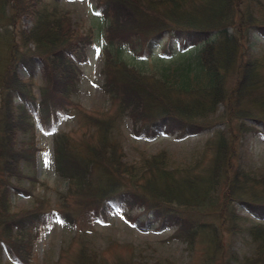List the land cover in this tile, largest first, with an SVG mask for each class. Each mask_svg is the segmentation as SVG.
I'll return each instance as SVG.
<instances>
[{
	"label": "trees",
	"instance_id": "trees-1",
	"mask_svg": "<svg viewBox=\"0 0 264 264\" xmlns=\"http://www.w3.org/2000/svg\"><path fill=\"white\" fill-rule=\"evenodd\" d=\"M41 3L0 0V46L6 50L0 74V264H29L31 239L39 226L56 218L64 227L77 226L81 218L82 224H91L104 220L110 207L125 209L144 229L151 225L156 230L172 229L171 239L186 244L187 251L204 245L205 264H264V225L249 224L237 209L242 206L264 219V182L252 176L244 146L239 144L246 133L256 132L264 139V60L246 49L251 32L264 38V4L260 0H96L103 24L102 88L114 113L90 114L72 96L78 90L79 66L93 44L92 30L77 32L68 15L48 12ZM22 16L31 17L30 29L19 27ZM143 23L149 25L142 28ZM154 49L167 57L195 52L186 66L150 74L122 59L125 51L149 58ZM18 68L26 80L20 78ZM37 68L45 80L38 100L32 91ZM218 106L222 110L216 115ZM58 116L73 118L80 136L56 132ZM125 116L134 136L145 139L196 135L224 126L214 129L203 151L190 162L172 165L173 160L161 151L138 164L126 163L118 140ZM33 118L43 133L52 136L55 173L67 189L54 206L45 197H35L30 209L13 212L11 189L33 198L35 185L41 184L32 173V183L21 188L17 173L21 160L30 165L34 161L32 146L17 141L19 132L30 141L34 137ZM11 176L17 184L10 183ZM134 210L139 212L132 215ZM243 233L255 244L256 256L240 260L230 247ZM3 250L8 255L4 262ZM139 263L131 258L112 264ZM75 264L107 263L86 240H80Z\"/></svg>",
	"mask_w": 264,
	"mask_h": 264
},
{
	"label": "rangeland",
	"instance_id": "rangeland-1",
	"mask_svg": "<svg viewBox=\"0 0 264 264\" xmlns=\"http://www.w3.org/2000/svg\"><path fill=\"white\" fill-rule=\"evenodd\" d=\"M260 1L264 4V0ZM41 2L39 5L46 8L48 12L55 11V13L68 15L71 25L77 32L84 33L91 29L94 35L93 44L87 50V61L79 66L78 90L72 96V100L90 114L114 113V108L102 88L103 56L101 53L102 34H100V31L103 24L95 10L96 0H59L56 3L51 0H41ZM260 12L258 11L256 15ZM18 24L24 30L30 29L32 19L31 17L22 16ZM147 25L149 23H143L141 27L146 28ZM248 38L250 39L246 49H248L249 55L252 54L254 57L264 60V38L254 32H251ZM194 52L175 53V55L167 57L159 53L158 49H154L152 56L139 59L125 51L122 54V59L127 65L134 66L142 72L153 73L165 69L172 71L177 67L186 66L187 61L192 59L193 56L191 55ZM5 64L6 50H4L3 45L0 46V74L4 72ZM17 70L20 78L26 80L27 75L24 71L21 68ZM44 82L40 70H37L33 77L32 87L37 100L39 99L38 89L44 85ZM227 82L228 84L232 83V78L229 77ZM221 110V106H218L217 112L214 114L218 115L217 113H220ZM33 123L35 124L34 137L31 141L27 135L21 132L17 136V141H26V147L28 148L32 146L34 161L30 165L21 160L17 164V173L19 172L21 188H26L32 183L30 181L32 173L41 184L35 185L33 198L17 194L11 189L8 198L10 209L13 212L30 209L35 202V197H45L48 203L54 206L56 202L60 201L67 189L66 182L55 173L51 136L42 133L41 125L36 118H33ZM223 126L217 125L211 130L196 135L182 134L178 136L177 134H168L158 135L153 139H145L134 136L131 120L125 116L119 123L120 134L118 135L120 150L124 154L123 161L138 164L141 158H148V156L164 151L173 160V162L171 161L172 165L190 162L195 155L203 151L205 141L211 137L214 129H223ZM76 127L77 124L73 118L58 116L55 131L79 137L80 131L75 130ZM233 128H236V123H233ZM256 128L260 129L259 126H256ZM239 144L244 146L246 151L244 155L246 156L245 164L251 170L252 176L260 178L264 182V139L256 132L246 133L245 139L243 142L239 141ZM9 181L14 184L18 183L16 177L13 176L10 177ZM237 209L242 216L249 219V224L259 222L264 225L263 218H256L242 206H237ZM138 212L139 210H134L131 214L134 215ZM106 215L104 220L98 219L91 222V224H82L84 220L81 218V223L77 226L64 227L61 221L56 218L54 221L45 224V226H39L36 235L31 239L32 253L29 264H55L57 261V264H75V255L78 252L80 240H86L87 245L100 252L107 264L118 262L121 259L125 262L131 260V258H134V261L141 262L139 264L206 263L204 245L196 244L192 251H187L186 244L171 239L173 230L170 228L156 230V226L151 225L150 229H144L138 219H133L126 214L125 209L109 208ZM81 231L85 232L82 233ZM223 241L226 240L223 238ZM234 241L235 244L230 247V252H233L237 258L243 260L246 257L256 256L255 244L250 240L248 234H239L235 236ZM2 259L3 262L8 259V255L4 250ZM242 262L245 264L244 261Z\"/></svg>",
	"mask_w": 264,
	"mask_h": 264
},
{
	"label": "bare ground",
	"instance_id": "bare-ground-1",
	"mask_svg": "<svg viewBox=\"0 0 264 264\" xmlns=\"http://www.w3.org/2000/svg\"><path fill=\"white\" fill-rule=\"evenodd\" d=\"M257 34H258V33H257ZM8 42H9V40H8ZM8 42H7V43H8ZM9 44H10V43H9ZM6 45H7V44H6ZM7 48H8V47H7ZM9 50H10V49H9ZM247 51H248V50H247ZM247 54H248V53H247ZM247 54H246V55H247ZM246 59H247V58H246ZM176 69H177V68H176ZM155 72H156V71H155ZM166 73H168V72H166ZM145 74H146V73H145ZM149 74H150V73H149ZM158 77H159V76H158ZM260 113H261V111L259 112V114H260ZM258 116H259V115H258ZM260 119H262V117H260Z\"/></svg>",
	"mask_w": 264,
	"mask_h": 264
}]
</instances>
